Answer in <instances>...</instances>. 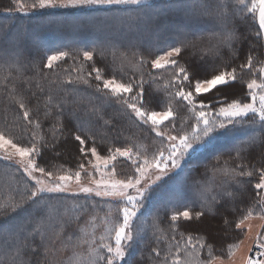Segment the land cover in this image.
Returning a JSON list of instances; mask_svg holds the SVG:
<instances>
[{
  "label": "snow or ice",
  "instance_id": "snow-or-ice-1",
  "mask_svg": "<svg viewBox=\"0 0 264 264\" xmlns=\"http://www.w3.org/2000/svg\"><path fill=\"white\" fill-rule=\"evenodd\" d=\"M12 5L40 18L0 25V168L14 180L0 264H264V0ZM45 31L68 50L45 48ZM166 181L175 190L149 208Z\"/></svg>",
  "mask_w": 264,
  "mask_h": 264
},
{
  "label": "rangeland",
  "instance_id": "rangeland-1",
  "mask_svg": "<svg viewBox=\"0 0 264 264\" xmlns=\"http://www.w3.org/2000/svg\"><path fill=\"white\" fill-rule=\"evenodd\" d=\"M57 11H62V10H57ZM5 13H8V12H5ZM8 14H14L15 16H19L22 18L25 17L23 13H8ZM33 14H37V13H32L30 15H33ZM22 18L20 19L23 21ZM39 18L40 16L36 17L33 21L35 22ZM17 23H20V22H17ZM54 32L55 31H45L43 33H46V34L40 35V40L45 48H52L54 46H57L58 43H61V44L68 43V40L67 38L64 37V35H60L58 33L53 34ZM82 41L84 43H89V38H84ZM182 111L183 112L181 115L179 114V117H183L186 115V110L182 108ZM179 117L177 118L178 125H179ZM238 138H242V133L237 132L231 135H226L224 133H218L217 136L213 138V142L211 144L200 147L196 152L190 153L189 156L186 157L185 161L183 162L184 167H183V171L181 172V175L188 173L190 167L193 168L197 164L198 165L208 164L213 159L216 153L226 152L231 147V145L235 142V140ZM138 143L148 148L149 151L152 150L153 146H152L151 139H148V140L141 139L140 141H138ZM118 170L121 172V175L127 172V168L125 167V165H118ZM202 170H203V167H201V171ZM13 187H14V180L12 178L11 173L6 174L4 169L0 168V200L5 199L9 195L13 194L12 193ZM175 187L176 185L174 181H166V183L161 185L156 190V192L150 195L149 200H148V207L152 208L154 205L159 203L160 200L163 199L167 194L173 192L175 190ZM183 210L184 209H182L181 211ZM139 255L140 253L138 250L133 251V259H139Z\"/></svg>",
  "mask_w": 264,
  "mask_h": 264
},
{
  "label": "trees",
  "instance_id": "trees-1",
  "mask_svg": "<svg viewBox=\"0 0 264 264\" xmlns=\"http://www.w3.org/2000/svg\"><path fill=\"white\" fill-rule=\"evenodd\" d=\"M8 7H13V5H12V0H0V24L2 25V24H7V23H9V22H15V23H17V22H34L33 20L36 18V17H38V16H40V14H33V15H28V16H25V17H19V16H15L14 14H8V13H5L6 11H4V9L5 8H8ZM20 18H22L23 19V21L20 19ZM55 33H58V32H54L53 34H55ZM43 35L44 34H46V33H42ZM58 34H60V33H58ZM60 35H62V34H60ZM65 37V36H64ZM66 38V37H65ZM67 43H64V44H61V43H58V45L57 46H54V47H52V48H49V49H57V48H61V49H65V50H68V49H66L65 48V45H66ZM81 47H90L91 45H90V43H84L83 41H81V45H80ZM81 60L83 59L82 58V56H81V58H80ZM186 59H189V60H191V59H193L190 55H186ZM97 62H98V66H102V64L99 62V58H97ZM86 63H88L89 64V67H90V63L89 62H86ZM181 63H184V60H182L181 61ZM72 65V60H70V59H67L66 58V66H71ZM161 83H162V81H161ZM242 86L241 85H237L236 86V88L237 89H240ZM244 91H246V89L244 88ZM177 111H178V113L181 115L182 114V108H177ZM45 127H47V122L45 123ZM105 148L104 147H101V149H100V151H101V153L103 154L104 152H105ZM65 157V158H64ZM63 158H61V160H62V162H64L65 163V165H66V167H73L74 165L72 164V163H70L69 162V160H68V157L67 156H64ZM41 163L43 164L44 162L43 161H41ZM204 165H196V166H194V167H198L200 170H201V167H203ZM193 167V168H194ZM193 168H191L190 167V169H189V171H188V173H192V169ZM193 175H195L196 173H192ZM241 207H244V205H241ZM182 209H184L183 207H180L179 208V210L181 211ZM218 227V223H217V221L216 220H213V221H210V222H208V223H206L205 225H200L199 226V228H200V230H205V229H212V230H214V229H216ZM183 230V229H182ZM193 231H194V234H197V232H196V230L195 229H193Z\"/></svg>",
  "mask_w": 264,
  "mask_h": 264
},
{
  "label": "built area",
  "instance_id": "built-area-1",
  "mask_svg": "<svg viewBox=\"0 0 264 264\" xmlns=\"http://www.w3.org/2000/svg\"><path fill=\"white\" fill-rule=\"evenodd\" d=\"M250 256H255L256 255V249L255 247H253V251L251 253H249Z\"/></svg>",
  "mask_w": 264,
  "mask_h": 264
}]
</instances>
